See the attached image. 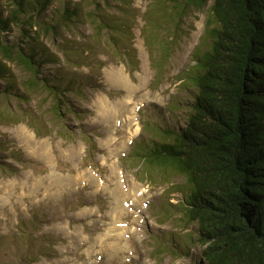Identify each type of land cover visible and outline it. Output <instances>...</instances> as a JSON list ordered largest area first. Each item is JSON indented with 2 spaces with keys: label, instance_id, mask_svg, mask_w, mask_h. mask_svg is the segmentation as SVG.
Returning <instances> with one entry per match:
<instances>
[{
  "label": "trees",
  "instance_id": "1",
  "mask_svg": "<svg viewBox=\"0 0 264 264\" xmlns=\"http://www.w3.org/2000/svg\"><path fill=\"white\" fill-rule=\"evenodd\" d=\"M206 1L151 3L157 17L147 25V40L160 47L158 78L175 37L171 22ZM208 8L206 46L193 53L182 78L189 100L184 121L171 108L165 112L172 121L143 115L127 159L152 182L157 174L166 183L183 179L170 190L180 192L183 227L195 228L197 264H264V0H211ZM136 18L133 0H0V120L25 121L30 111L7 101L28 103L37 93L46 94L54 124L78 117V99L101 85L96 70L104 61L93 58L99 47L123 58L129 73L136 68ZM49 123L28 122L42 136L52 130ZM80 132L91 135L83 126ZM0 168L15 169L1 159ZM38 218L34 210L23 220L37 225ZM23 220L19 227L26 228Z\"/></svg>",
  "mask_w": 264,
  "mask_h": 264
},
{
  "label": "rangeland",
  "instance_id": "2",
  "mask_svg": "<svg viewBox=\"0 0 264 264\" xmlns=\"http://www.w3.org/2000/svg\"><path fill=\"white\" fill-rule=\"evenodd\" d=\"M153 1L133 0L136 68L129 73L123 58L106 55L99 47L93 58L104 61L96 70L101 85L78 99V117L68 114L54 124L44 93L28 103L7 101L31 114L21 122L0 120V159L15 167L11 172L0 168V264L200 261L195 228L183 227L180 219V192L170 190L183 179L171 176L166 183L158 174L152 175L156 182L142 178L141 167H130L127 156L142 129L143 115L151 113L158 119L161 113L162 120L172 121V114L178 115L179 123L184 121L189 100L182 78L193 64V53L206 46L211 0L200 8L187 7L176 25L171 22L175 37L160 78L154 66L160 47L147 40V25L157 17ZM158 23L161 31L165 24ZM82 69L88 71L87 66ZM3 105L0 99V108ZM166 108H171L170 115L166 116ZM32 119L49 121L52 130L37 134L28 124ZM80 126L90 131L89 138ZM34 210L39 212L37 225L23 220ZM20 219L29 226L19 227Z\"/></svg>",
  "mask_w": 264,
  "mask_h": 264
}]
</instances>
